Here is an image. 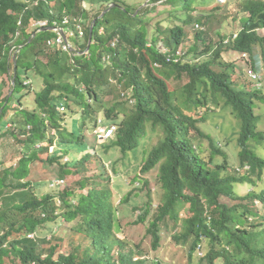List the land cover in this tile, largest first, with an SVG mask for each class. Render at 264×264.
<instances>
[{
	"label": "trees",
	"instance_id": "trees-1",
	"mask_svg": "<svg viewBox=\"0 0 264 264\" xmlns=\"http://www.w3.org/2000/svg\"><path fill=\"white\" fill-rule=\"evenodd\" d=\"M36 1L0 0V75L15 78L11 95L1 97L0 89V141L9 136L13 142L17 139L22 144L18 165L0 171V198L3 199L0 264L11 255L24 263L145 264V260L135 261L127 244L115 236L117 207L109 186L111 176L104 169L99 170L101 176L94 175L106 183L99 188L98 179H94L92 189L80 197L78 204L70 199L74 192L66 190L60 195L62 214L57 212L61 206L56 205L55 195L39 196L31 190L30 165L40 159L39 153L56 143L47 159L52 163L61 162L70 153L72 142L78 148L85 142L86 122L95 127L98 119L118 124L111 145L119 147L123 154L135 151L147 137L149 128L153 132L159 128L162 132L161 140L151 149L140 172L146 174L156 168L164 190L163 201L153 213L148 230L155 250L160 247L163 224L175 228L176 243L192 240L190 257L197 249H202L208 239L212 248L200 260L201 264H216L219 259L222 264H264V187L257 190L264 157L250 145L252 140L264 139V133L258 129L256 113V100H264V73L262 78L253 79L246 70L250 67L254 71L264 70V0H149V4L162 2L170 9L158 10V6L148 5L139 13L147 0L139 3L87 0L90 5L86 8L80 0ZM100 5L103 9L91 16L90 12ZM209 7H212L210 12ZM152 12L166 16L168 25L163 24V27V22L158 21V32L162 36L150 39L148 14ZM66 16L69 26H75L74 18H81L85 26L84 38L70 37L71 41L76 40L72 42L79 54L59 48L47 49L46 41L57 33L51 29L37 32L30 28L34 21L42 19H48L50 25L63 24ZM228 16L227 20L233 18L232 33L219 32L215 43L206 40L204 35L208 28H205L210 21L224 22ZM19 20L23 23L22 31ZM94 20L97 21L92 44L89 51L84 52ZM190 27L196 30L194 44L187 43ZM165 41L168 46L164 45ZM11 50L17 53L16 60L12 59ZM108 55L110 62L105 63L103 60ZM158 69L165 70L166 76L158 74ZM37 76L42 78L39 89L34 85ZM184 77L188 79L184 84L170 87V80L181 82ZM28 79L32 81L30 86L25 84ZM112 79L127 90L134 100L133 105L127 102L130 107L126 103V107L118 109L105 100V95L113 91ZM259 81L262 85L257 88L254 83ZM118 85L115 86L118 88ZM25 89L35 93L33 109L24 104ZM120 97L127 100L121 94ZM11 102H17L20 107L6 120L12 109ZM62 102L66 110L70 109L69 114L73 113L72 104L81 108V117L76 114L82 118L76 131L71 130L69 120H65L69 114L57 108ZM225 106L232 108L231 113L241 123L240 158L238 164L232 162L231 174L224 173L231 168L228 159V164L215 161L219 149H211L210 156L205 158V148L197 146L204 137L198 125L201 122L198 114L203 109ZM8 122L13 128L6 131ZM37 144L43 145L36 148ZM212 145L216 147L214 141ZM84 153L85 165L97 155L96 149ZM247 163L250 170H237ZM66 164L86 169L71 160L61 164L63 171L68 172ZM243 183L254 185V189L240 194L237 185ZM88 185L90 180L86 179L81 186ZM9 188L12 193L6 195ZM187 207L188 212L182 217ZM150 215L147 206L141 221H146ZM59 218L74 222L70 230L81 236L85 246L77 245L54 260L59 251L57 244L39 250L27 234ZM46 250L50 252L43 259ZM156 262L159 260L153 264H161Z\"/></svg>",
	"mask_w": 264,
	"mask_h": 264
},
{
	"label": "rangeland",
	"instance_id": "rangeland-1",
	"mask_svg": "<svg viewBox=\"0 0 264 264\" xmlns=\"http://www.w3.org/2000/svg\"><path fill=\"white\" fill-rule=\"evenodd\" d=\"M80 1L84 8L90 5V2L87 0ZM129 1L132 3H139L144 0ZM102 5H100L99 8L95 7L90 12L91 16H94L97 11L99 12L101 9H103ZM148 5L158 6V10H162L164 8L170 9V6L165 7L162 5V2L149 4V0H147L145 4L141 5V8L139 7L140 9L138 8L139 10L137 13L143 12V10L146 8L145 6ZM211 8L212 7L207 8V11L210 12L212 10ZM148 17H151V19L148 18V21L150 22L149 38L152 39L155 35L161 37L162 35L158 32L159 29L157 27V22L162 21V25H168L166 22V16L156 15V13L152 12L148 14ZM229 17L230 16L226 17L224 22H220V20L213 22L211 20L209 25H207L208 30L204 35L205 39L214 41L215 43L219 40V32L221 34L222 32L228 34L232 33L234 28L232 22L233 18L227 20ZM238 26L240 27L239 24ZM195 31L196 30H193L192 27H190L187 38L188 44L195 43ZM72 41L75 43L76 40L72 39ZM164 45L168 46L167 41L164 42ZM258 53L261 54L260 51ZM246 70L248 73L251 72L250 68H246ZM157 73L162 76H166V72L163 69H158ZM234 77L235 74H233V78ZM182 80L183 81L181 82H178V79L170 80V87L173 88L178 86L180 83L184 84L188 79L184 77ZM34 82L35 88L39 89L42 83V78L37 76L34 79ZM11 87L10 79L8 78L7 84L3 87L5 90H3V93L8 94L11 91ZM111 89H113V91L111 90L105 95V100L109 104H115L118 109H121V106L126 107L127 101H124V99L120 97L119 89L115 85H112ZM24 93H26V101L24 102L25 106L33 109L35 106L34 92L25 89ZM11 103L12 109L7 113L5 117L6 120H10L13 117V110L15 108H19L17 102ZM127 106L130 107L128 103ZM231 110L232 108L228 106L211 110L203 109L202 112L198 114V116L201 118V122L198 125L202 129L204 137L201 138L199 142H197V146H201L198 149L205 148L203 152V156L205 158L210 156L211 149H214L215 151L219 149L220 153L215 155V161L217 163L223 162L228 164L226 160L228 159L231 163V168L227 169V171L224 173L229 174L233 172L232 162L238 164V159L240 158L238 136L241 129L240 121L235 118L234 114L231 113ZM71 111L81 117V108H78L76 105L72 104ZM73 113L69 114L68 118L71 124V130L76 131V118L78 117ZM256 113L259 115L258 129L264 133V100L262 98L256 100ZM66 119L67 118H65V120ZM79 120H82V118H79ZM4 129L6 131L11 130V128L7 127ZM94 130L93 123L87 121L86 125L83 127V139L87 140L89 143L82 142V146L78 148V145L75 142H72L69 146V155L71 160H74L81 168H85L84 152L86 150L90 151L96 149L97 155H94L93 158L87 161L88 164L86 165V170L78 169L76 165L67 166L66 164L64 167L67 168L69 172L64 174V172H67L63 171L61 167V164L65 163L64 159L61 160V162L56 161L52 163L47 159L50 153L49 150H44L39 153L40 159L30 165L31 173L28 177V180L32 184L31 190L33 194L42 196L44 194L50 193L53 195L56 194L58 196L60 191L50 188V180L55 177H61L67 180L65 190L74 192V196H71L72 203L78 204L80 197L87 194L88 191L91 190L94 179H98L99 188H101L103 184L106 183L104 179L99 177L102 174L99 170L104 169L105 173L111 176L109 186L113 194L114 204L117 207L116 210L119 212V215H117V228L114 230L115 236L127 244L128 248L131 250V252H133V258L135 261L139 260L137 261L139 263L141 260H145V264H153V262L156 260H159V262L156 263L161 262V264H201L200 260L207 254L208 250L212 248L208 239L203 242L202 249H197L190 257L189 248L192 245V240L189 239L185 244L176 243V239L174 238L173 234L175 228H170L167 225L162 224L160 231V247L155 250L152 245L153 237L148 230L151 220H153V213H156L158 206L163 201L164 190L161 187V182L159 180V175L156 168L146 174H141L140 172L144 164V160L148 157L151 149L157 145L162 138V132L160 129L158 128L153 132L149 128L148 135L143 139L141 145L135 151H128L124 154L119 147H113L111 145V141L97 144L95 136L93 135ZM11 138L12 137L8 136L5 141H0V171L5 168L9 169L15 162H18V158L21 156L20 147L22 144L17 139L15 142H13ZM212 141L215 142L216 147L212 145ZM46 144L47 143H44L43 146H46ZM250 145L252 149L257 150V153L261 157H264V139L252 140ZM65 158L68 157L65 156ZM234 166L237 167L238 165ZM94 173L99 174V176L94 175ZM238 176L240 175L238 174ZM138 177L141 179H138ZM86 179L90 180V185L87 187H82L81 185ZM133 180L138 181L132 183ZM257 186V190L264 187V168L262 179L258 181ZM237 187L240 194H245L248 191H252L254 189V185L248 186L245 183L237 185ZM11 190L12 189L9 188L7 194H10ZM73 201H75V203ZM147 206L151 215L146 219V221L143 222L141 219ZM259 208H261L260 205ZM60 212L61 211L59 210L58 213ZM187 212L188 207L183 209L182 217H184L183 215H186ZM256 220L260 221L259 218H256ZM73 225L74 222L68 223L66 220H64V218L48 221L41 225L38 230L41 236H53V238L51 240H43L42 245L38 244V249H47L51 244H57L59 253H67L77 245L85 246V242L81 241V236L70 230V227ZM72 238L76 240H72ZM42 239L43 238L40 237L39 241ZM12 257L13 256L5 257L3 264H15V260L11 259ZM55 258H57V255ZM219 260H217L216 264H222ZM204 264H206V262H204Z\"/></svg>",
	"mask_w": 264,
	"mask_h": 264
},
{
	"label": "clouds",
	"instance_id": "clouds-1",
	"mask_svg": "<svg viewBox=\"0 0 264 264\" xmlns=\"http://www.w3.org/2000/svg\"><path fill=\"white\" fill-rule=\"evenodd\" d=\"M39 0H37L35 3H37ZM85 1V0H84ZM222 1V0H221ZM110 5H112V4H110ZM105 13V12H104ZM74 20L75 21H77L76 22V24H75V26H73V27H71V26H69V22H70V20H69V18L66 16V18L64 19V21H63V24H56V23H53V25H50V22H49V20L48 19H42V20H37V21H34L33 23H32V25L30 26V28L33 30V29H37V32H39V31H41V30H53L54 32H56L57 33V35L55 36V37H51V38H49L47 41H46V43H45V46H46V48L47 49H55V48H59L60 50H62V51H64V52H67V53H76V54H79L80 52L77 50V48L74 46V44H73V42L71 41V38L70 37H79V38H84L85 37V34H86V30H85V26H83V22H82V20H81V18H74ZM44 21H46L47 22V24L46 25H43L42 24V22H44ZM79 21V22H78ZM94 22V21H93ZM93 22H92V24H91V26L93 25ZM78 24H80V26L82 27V31H83V35L81 36L80 35V31H79V29H78ZM18 25H19V27H20V30L22 31V27H23V23H22V20H19L18 21ZM91 26H90V30H91ZM205 29H207V27L205 28ZM71 33H73V34H71ZM60 34H62L64 37H65V39L71 44V49H69V50H64L61 46H59V45H57V44H55V39L60 35ZM18 35H20V31H18ZM89 41H90V37H89ZM117 41H118V39L115 41V42H113V46H115L116 45V43H117ZM92 44V43H91ZM89 45V44H88ZM91 47V46H90ZM22 48V45H21V47L17 50V51H19L20 49ZM90 49V48H89ZM89 49L87 48L86 49V51H84V52H88L89 51ZM83 52V53H84ZM10 54H11V56H12V59L13 60H16L17 59V53H13V50H11V52H10ZM105 63L106 62H110V55H108V56H106L105 57V59L103 60ZM250 69H251V72H249V74L253 77V79H260V78H262V74L264 73V70L263 69H258V71H254V68L253 67H250ZM5 75H7V74H5ZM7 77L10 79V84H11V86H13V85H15V78L14 77H12V78H10V76H8L7 75ZM264 79V78H263ZM112 82H113V84H115V85H118L117 84V82L115 81V80H113L112 79ZM261 81H259V82H255L254 83V85L255 86H257V88H259L261 85H262V82L260 83ZM264 83V82H263ZM25 84H27V85H29L30 86V84H32V81L30 80V79H28V80H26L25 81ZM118 88L120 89V94L123 96V97H125V99H127V100H125V101H127V102H129L131 105H133L134 104V100L129 96V94H128V92H127V90H125V89H123V87L121 86V85H118ZM11 89V91L8 93L9 95H11L13 92H14V90L12 89V87L10 88ZM35 94V93H34ZM7 94H3L1 97H4V96H6ZM35 97V96H34ZM25 102V101H24ZM18 104V103H17ZM19 105V104H18ZM19 107H20V105H19ZM58 110L60 111V112H64V113H66V114H69V112H70V109H67L66 110V106H63V102L62 103H60L59 105H58ZM73 114H75L76 115V113H73ZM42 116L44 117V118H46V113H43L42 114ZM66 120H69V118H67ZM77 123H80V120H79V118H78V121H77ZM106 123H108V122H104L103 123V121H102V119H98V124L94 127V133H93V135L95 136V140L97 141V144H99V143H103V142H106V141H111L112 139H114L115 138V136H116V133H117V127H118V124L117 123H108V124H106ZM6 127L7 128H13V126H12V123L11 122H8V124L6 125ZM30 127V126H29ZM54 142H56V140L54 141ZM85 142H88L87 140H85ZM89 143V142H88ZM41 145H43V144H37L36 145V148H40L41 147ZM56 143H54V144H52V145H50L49 146V152L50 153H52L53 151H54V149H55V147H56ZM96 148H97V146H96ZM78 150H80V149H78ZM79 153H81V152H79ZM68 158H63L64 159V161H65V163L67 162V161H71V158H70V155L69 154H67L66 155ZM62 159V160H63ZM18 165V162H15L14 164H13V166H17ZM86 166V165H85ZM87 167V166H86ZM240 168H242V171H248V170H250L251 169V166L247 163V164H245L243 167H238L237 168V170L239 171V169ZM79 169V168H78ZM87 169V168H86ZM86 169H84V170H86ZM68 172H69V170H68ZM67 172V173H68ZM240 172V171H239ZM67 173H65V174H67ZM66 179L65 178H61V177H55V178H52L51 180H50V188L51 189H54V190H56V191H60L59 192V195L57 196L56 194H54L56 197H55V201H56V205L58 206V207H60L61 206V214H62V212H63V201L61 200V197H60V195L64 192V191H66L65 190V187H66ZM93 187V186H92ZM92 189V188H91ZM111 190V189H110ZM7 191H9V189L7 190ZM7 191H6V195H8L7 194ZM12 193V191H10V194ZM70 199H71V197H70ZM0 201H2V202H0V209H2L3 208V199L2 198H0ZM74 203H75V201H73ZM59 210H57V212H59ZM116 214L117 215H119V212L116 210ZM43 215H45V214H43ZM142 215V214H141ZM45 224V223H44ZM39 230V229H38ZM38 230H36V231H34V232H31V233H29V234H27V237L28 238H30V239H32V240H34L36 243H37V245L39 244V245H42V242H43V240H51L52 238H53V236H41V234L39 233V231ZM40 237H42L43 239L42 240H40L39 241V239H40ZM4 246H6V245H4ZM46 252H50V251H48V250H46V251H44L43 252V254H42V258L44 259V258H46V256H47V254L48 253H46ZM59 253V251H57L56 252V254H55V256L57 255V258H58V255L60 254H58ZM11 256H13L11 259H13V260H15V264H54V263H40V262H38V261H30V262H27V263H24L21 259H18V258H15L14 257V255H11ZM55 256H54V260H58L57 258H55ZM204 256V255H203ZM8 257V256H7ZM5 259V258H4ZM135 259H138V258H135ZM4 263V262H3ZM2 263V264H3ZM58 264H63V263H61V262H59Z\"/></svg>",
	"mask_w": 264,
	"mask_h": 264
},
{
	"label": "built area",
	"instance_id": "built-area-1",
	"mask_svg": "<svg viewBox=\"0 0 264 264\" xmlns=\"http://www.w3.org/2000/svg\"><path fill=\"white\" fill-rule=\"evenodd\" d=\"M42 24L46 25L47 22L44 21V22H42ZM77 27L80 31V35L82 36L84 34L82 31V27L80 26V24H78ZM71 34H73V33H71ZM54 41H55V44L61 46L64 50L71 49V44L65 39V37L62 34H60Z\"/></svg>",
	"mask_w": 264,
	"mask_h": 264
},
{
	"label": "crops",
	"instance_id": "crops-1",
	"mask_svg": "<svg viewBox=\"0 0 264 264\" xmlns=\"http://www.w3.org/2000/svg\"><path fill=\"white\" fill-rule=\"evenodd\" d=\"M7 81H8V77H7V75L6 76H4V75H0V89L2 90V94H4L3 93V87L7 84ZM5 91V90H4ZM1 92V91H0Z\"/></svg>",
	"mask_w": 264,
	"mask_h": 264
},
{
	"label": "water",
	"instance_id": "water-1",
	"mask_svg": "<svg viewBox=\"0 0 264 264\" xmlns=\"http://www.w3.org/2000/svg\"><path fill=\"white\" fill-rule=\"evenodd\" d=\"M96 21L97 20H94L93 25L91 26V30H90L91 34H90V41H89L88 49L90 48L91 43H92V36H93L94 24L96 23Z\"/></svg>",
	"mask_w": 264,
	"mask_h": 264
}]
</instances>
